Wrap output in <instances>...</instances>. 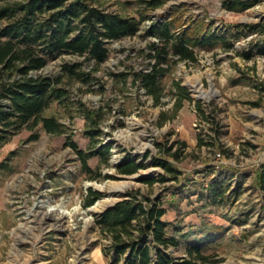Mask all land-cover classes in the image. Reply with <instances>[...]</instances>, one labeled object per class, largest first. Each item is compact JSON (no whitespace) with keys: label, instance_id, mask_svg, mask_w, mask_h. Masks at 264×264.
Segmentation results:
<instances>
[{"label":"rangeland","instance_id":"374dc122","mask_svg":"<svg viewBox=\"0 0 264 264\" xmlns=\"http://www.w3.org/2000/svg\"><path fill=\"white\" fill-rule=\"evenodd\" d=\"M251 1L245 9L228 10L222 0H163L152 9L140 0H102L106 11L139 19L138 30L106 41L107 56L96 70L85 55L47 57L36 72L53 76L63 64L79 63L89 77H64L68 100L55 101L44 112L54 114L66 132L22 128L0 144V264H121L103 253L108 240L94 217L136 188L160 198L166 234L179 241L169 248L171 254L184 255L188 245L208 242L203 252L219 258L216 264H264V209L254 182L264 161V39L255 33L232 35L236 23L264 20V0ZM170 14L182 26L204 18L224 38L208 48L196 47V61L173 64L161 79L163 94L155 105L133 77L149 65L144 50L157 40L149 30ZM5 24L1 20L0 28ZM246 50L249 59L241 55ZM174 79L194 99L184 100L177 110L170 91ZM77 102L104 107L98 138L109 145L108 158L102 152L87 159L100 174L95 179L87 178L65 143L71 138L78 148L89 145ZM159 111L172 116L160 126ZM35 131L37 139H29ZM125 155L143 167L117 173L114 166ZM154 158L173 171L154 165ZM141 176L159 180L149 186ZM88 187L100 197L85 207Z\"/></svg>","mask_w":264,"mask_h":264},{"label":"trees","instance_id":"16d2710c","mask_svg":"<svg viewBox=\"0 0 264 264\" xmlns=\"http://www.w3.org/2000/svg\"><path fill=\"white\" fill-rule=\"evenodd\" d=\"M140 2L145 9H152L163 0ZM252 3L251 0H222L228 10H242ZM102 5V0H0V21L6 22L0 28V144L22 128L34 130L40 126L47 133L66 132L65 125L54 114L44 112L53 102L68 100L67 90L62 87L64 77L87 80L89 72L79 63H65L53 76L36 71L46 64L48 56L64 52L85 55L92 59V68L96 70L107 56L106 41L138 30L139 19L106 11ZM234 29L235 39L241 32L259 34L264 39V20L236 23ZM149 32L157 39L144 50L145 58H150V62L146 69L134 73L133 80H139L144 93L155 105L160 103L163 94L161 79L173 64L179 60L196 61V47L208 48L224 38L212 31L211 23L204 18H196L182 26L173 14L165 16ZM221 45L230 44L222 42ZM241 55L244 59L251 57L248 50L242 51ZM170 89L174 94L175 110L184 100H194L188 88L177 79L172 80ZM196 104L200 115H205L200 103L197 101ZM77 105L84 115V133L89 145L86 150L78 148L71 138L65 143L77 154L87 178L95 179L100 174L88 165L87 159L102 152L107 153L105 159L108 158L109 145H103L98 138L104 107L90 108L81 102ZM171 117L159 111L157 124L160 126ZM37 137L35 131L29 139ZM197 143L202 140L198 139ZM153 164L173 171L159 158H154ZM114 167L117 173L128 175L137 172L143 164L125 155ZM139 180L151 186L159 179L141 176ZM254 182L264 209V161L256 169ZM99 197V191L88 187L83 206L91 205ZM164 213L160 198L143 195L137 188L125 191L118 200L95 214L97 230L108 240L103 253L109 254L112 263L121 264H216L219 261L203 252L208 242L188 245L184 255L171 254L169 248L176 247L179 241L176 236L166 234Z\"/></svg>","mask_w":264,"mask_h":264},{"label":"bare ground","instance_id":"6f19581e","mask_svg":"<svg viewBox=\"0 0 264 264\" xmlns=\"http://www.w3.org/2000/svg\"><path fill=\"white\" fill-rule=\"evenodd\" d=\"M63 214V213H62Z\"/></svg>","mask_w":264,"mask_h":264}]
</instances>
